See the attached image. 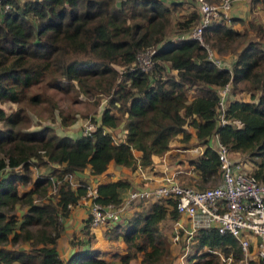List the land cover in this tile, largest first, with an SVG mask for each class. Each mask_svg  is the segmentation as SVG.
<instances>
[{
    "label": "trees",
    "instance_id": "trees-1",
    "mask_svg": "<svg viewBox=\"0 0 264 264\" xmlns=\"http://www.w3.org/2000/svg\"><path fill=\"white\" fill-rule=\"evenodd\" d=\"M169 14L162 0H0V104L40 102L38 92H28L43 83L106 99L93 118L95 129L77 136L57 135L47 126L24 130L30 119L24 107L8 114L0 106V264H132L137 253L142 264H166L162 260L170 251L160 223L179 214L171 201L158 200L135 210L124 228L114 227V237L126 243L117 262L91 248L90 237L84 248L62 259L57 241L63 220L85 194V185L72 188L63 175L86 167L99 175L110 162L131 169L150 166L151 156L168 150L174 135L190 139L187 127L203 147L192 160L203 179L219 176L218 155L210 145L217 134L231 152H246L253 175L264 181V23L221 19L208 25L204 42L218 56L233 51L230 64L218 67L198 40L166 36ZM235 22L245 27L240 30ZM249 31L253 37L244 40ZM149 46L157 49L146 72L137 66V55ZM228 82L230 93L246 90L249 97L229 94L225 122L219 123L218 88ZM121 122L125 131L117 142L108 130ZM42 166L46 171L33 172ZM52 177L59 180L54 193ZM128 185L98 183L95 201L119 204ZM191 238L196 253L188 264H218L220 254L242 255L237 240L215 228H201Z\"/></svg>",
    "mask_w": 264,
    "mask_h": 264
},
{
    "label": "built area",
    "instance_id": "built-area-1",
    "mask_svg": "<svg viewBox=\"0 0 264 264\" xmlns=\"http://www.w3.org/2000/svg\"><path fill=\"white\" fill-rule=\"evenodd\" d=\"M193 1L197 6L198 19L188 36L198 40L206 48L208 59L222 67V59L204 42L202 34L208 25L221 19L230 20V10L235 0ZM156 49L157 46H149L138 53L137 61L140 56L146 59V68L140 66L142 70L147 72L153 68ZM230 89L229 82L218 88V111L221 113L219 123L225 122L222 115ZM93 129L92 125H87L82 134H89ZM122 139L119 137L115 141ZM210 145L216 150L219 160V182L211 187L197 189L165 178L159 184L130 188L119 204H102L95 201L98 183L88 185L87 192L79 199L88 202L89 231L119 222L125 207L136 201H171L178 214L187 219L190 235L201 228H215L221 234L229 233L237 240L245 259L249 256L250 249H255L257 259L264 264V181L257 179L252 168L245 162L232 158V152L219 141L217 134L210 139ZM198 149L201 154L203 147L198 146ZM73 177L72 173L63 175V179L72 188L75 187ZM51 179L50 192L54 193L59 180L56 177ZM177 238L176 234L175 239Z\"/></svg>",
    "mask_w": 264,
    "mask_h": 264
},
{
    "label": "rangeland",
    "instance_id": "rangeland-1",
    "mask_svg": "<svg viewBox=\"0 0 264 264\" xmlns=\"http://www.w3.org/2000/svg\"><path fill=\"white\" fill-rule=\"evenodd\" d=\"M22 1V0H20ZM165 5L170 7V20L171 23L168 26L166 36L168 38H176L178 35H186L188 36L191 32V29L196 24V19L198 18L197 14V6L193 0H162ZM216 1V0H213ZM258 1V2H257ZM261 0H254L255 5H251L252 8H254V22L257 23H263L262 20H264V1ZM250 3H252V0H249ZM194 14L193 16H190ZM187 19H194L192 23H186ZM186 23V24H185ZM230 24V23H229ZM180 27H183V31L178 30ZM235 27V26H234ZM245 27L244 24L239 23L237 25V28L242 30ZM253 37L251 31H249L248 35L245 38ZM243 40V41H244ZM237 40H233L229 46L230 48H233L236 44ZM242 41V42H243ZM231 50V49H230ZM233 51H226L219 56L222 61L225 63V65H229L230 61L232 59ZM146 59L143 58V56H140L137 61V66H141L142 68H146ZM115 68L120 72L123 70V67H120L118 65L115 66ZM31 91L38 92L42 100L40 102L32 103L28 99H25L21 104H17L14 102H4L1 103L0 106L3 108V110L10 114L12 111L14 112L19 105L23 106L25 109V113L29 116V122L26 126L22 127L24 130H34L38 128H45L50 127L53 132L57 135H72L77 136L79 133H82L84 128L87 125H92L95 129V123L92 122L93 118L96 119L101 112L102 108L106 106V99L105 96L101 95L99 98L96 97H89L85 94L76 91H62L58 88H55L51 85H46L43 83L40 88H34L28 92V95L31 93ZM231 98H244L248 99L249 94L246 92V90L237 91L236 93H230ZM121 115V119H125V115L119 113ZM123 122L115 128L114 130H108L111 134H113L115 139H118L119 137L123 138V133L125 130H123ZM0 128H3L2 122H0ZM191 132V137L188 141L184 142L181 141V134L174 135L169 142V148L164 153L158 156H162L165 159H158L156 157L157 154H153L155 161L163 162L164 165H168L167 168H169V171L167 172L166 168L161 166V170H157L155 172V175L158 173L159 176L161 174L165 175V173H171V175H168V178H171V180L177 181L178 183L185 185V186H191L194 188H207L216 185L219 182V176H211L208 179H203L200 174H198L195 171L194 166L192 165V160L197 157V155L200 154V151L198 149L199 144H197V140L195 138L194 130L192 127H187ZM202 148V146H200ZM134 155L139 152L137 150H134ZM168 154V155H167ZM232 158L239 160L241 162H245L246 165H248L250 168L253 166V164L247 160V154L246 152H232L231 153ZM152 158V156H151ZM153 161V160H152ZM152 165V164H151ZM150 165V166H151ZM125 166V165H123ZM52 167H57L56 165H52ZM128 167V166H126ZM148 167V166H147ZM163 167V168H162ZM131 168V167H128ZM142 168V167H140ZM145 168V167H143ZM136 169V168H134ZM132 169V170H134ZM37 170L46 171V167L42 166L39 169L34 168L33 172L36 173ZM81 172H84L82 170ZM80 173V172H79ZM75 176L79 174H74ZM74 176V177H75ZM82 178H90L85 177L81 175ZM126 181V180H123ZM153 181V180H152ZM128 182V181H127ZM97 182V180L88 181V180H80L79 178L74 179L75 187H84L85 185V192L88 190V185L94 186ZM160 183V182H159ZM156 183V184H159ZM148 185H155L154 183L150 182ZM163 201V200H161ZM153 202L152 199L147 200H140L136 201L131 204L138 205V209H143L149 207V205ZM148 205V206H147ZM87 217L84 222V227L88 229V223H87ZM180 222L184 227L187 226V222L183 219H180ZM161 233L164 235L168 241L169 245V251L170 254L162 260V263L168 264H188L190 261V257L194 256L196 251L194 249V243H192V238L189 233H185L183 228L175 227L173 222L170 221V219H165L161 222ZM117 232V231H115ZM113 233V231H112ZM177 234L178 238L175 239V235ZM76 234L72 235V239H74ZM74 243H80V240H73ZM112 251H105V255L113 259L115 261L118 260L117 257H115L116 253H111ZM126 249L122 252L125 253ZM108 253V254H106ZM141 253H137L135 257L132 258L131 263L132 264H142L141 263ZM65 260V259H64ZM218 264H262L261 261H259L255 255V249H250L249 256L245 259L243 255H241L239 258L230 257H224L220 254V258L218 261Z\"/></svg>",
    "mask_w": 264,
    "mask_h": 264
},
{
    "label": "crops",
    "instance_id": "crops-1",
    "mask_svg": "<svg viewBox=\"0 0 264 264\" xmlns=\"http://www.w3.org/2000/svg\"><path fill=\"white\" fill-rule=\"evenodd\" d=\"M264 1V0H261ZM260 1V2H261ZM258 2V1H257ZM256 3V0H255ZM254 0H252V3L249 2V0H235L231 10H230V23L231 21H237L239 19L243 20H253L255 12L254 8L251 7V5H255ZM262 4V2H261ZM264 23V20H262ZM240 22H235L233 25L237 27V25ZM183 37H186V35H181ZM168 155V154H167ZM139 153L135 155V157H138ZM158 159L164 160L165 158L162 156L156 155ZM153 163L151 166L140 168L139 166L136 167V169L132 170L131 168H128L126 166H123L121 164H115L114 162H110L108 165V168L99 175H93L90 173V168L86 167L84 169V172L78 173V175H74L73 179L76 177L80 180H97L98 183H101L103 181H117V180H126L128 181L129 185L125 186L121 190V197H125L127 194V191L130 188H133L135 186L145 185L147 186L148 183L152 182L154 184L161 183L165 178H168V175H171V173H165V175L157 173L155 175V172L157 170H161V166L164 165L162 162L155 161L154 156L152 155ZM166 168L167 172L169 171L168 165L163 166ZM162 167V168H163ZM90 177V178H82V176ZM153 180V181H152ZM74 182V180H73ZM75 185V184H74ZM75 188V187H74ZM138 205L131 204L127 205L125 207L124 213L121 214V219L119 222H115L112 224H109L104 227H100L94 230L89 231V233L86 232V228L84 227V220L88 216V202L83 199H78L77 204L70 210L69 215L63 220V226L64 231L60 238L57 241V251L62 259L69 258L76 250L82 249L85 247L86 240L90 237V243L91 248L98 249L100 251V256L104 259H107L108 261H115V259L108 257L105 255V251L111 250L113 253H122L126 249V243L123 241L121 236L114 237V230L115 226L121 225L119 228H124L126 226V223L129 219V217L133 214L135 210H138ZM169 219V218H168ZM180 219H183L187 222V226L184 227V225L181 224ZM171 222H173L175 227L183 228L185 233H188L190 227L187 219L183 216H180L177 219H170ZM161 227V223H160ZM113 231V233H112ZM76 234L75 238L72 239V235ZM80 240L81 244L73 243V240ZM108 254V253H106Z\"/></svg>",
    "mask_w": 264,
    "mask_h": 264
}]
</instances>
